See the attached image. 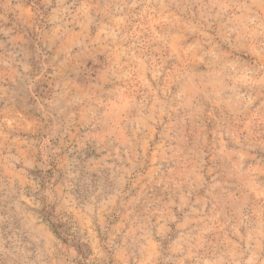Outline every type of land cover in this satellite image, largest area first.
Returning a JSON list of instances; mask_svg holds the SVG:
<instances>
[{"label": "rangeland", "instance_id": "374dc122", "mask_svg": "<svg viewBox=\"0 0 264 264\" xmlns=\"http://www.w3.org/2000/svg\"><path fill=\"white\" fill-rule=\"evenodd\" d=\"M0 264H264V0H0Z\"/></svg>", "mask_w": 264, "mask_h": 264}, {"label": "trees", "instance_id": "16d2710c", "mask_svg": "<svg viewBox=\"0 0 264 264\" xmlns=\"http://www.w3.org/2000/svg\"><path fill=\"white\" fill-rule=\"evenodd\" d=\"M47 217L51 219V218H52V215H51L50 213H48ZM50 219H49V220H50ZM50 224H51L52 228L54 229V232H55L56 234H58L57 231H58L59 228H60L59 225L56 224V223H52L51 221H50Z\"/></svg>", "mask_w": 264, "mask_h": 264}]
</instances>
